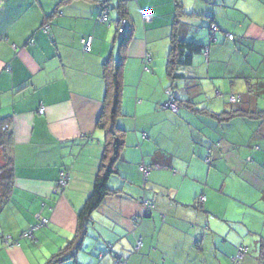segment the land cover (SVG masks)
Masks as SVG:
<instances>
[{
  "label": "crops",
  "instance_id": "obj_1",
  "mask_svg": "<svg viewBox=\"0 0 264 264\" xmlns=\"http://www.w3.org/2000/svg\"><path fill=\"white\" fill-rule=\"evenodd\" d=\"M1 1L0 118L11 119L13 180L8 198H0V264H44L75 235L93 188L105 136L97 127L102 63L118 56L119 14L116 0L108 22L97 19L103 0ZM178 1L175 34L209 46L208 61L195 54L191 66L179 67L184 76L170 81L176 0H125L132 31L116 121L124 147L108 179L115 192L91 214L81 249L57 264H111L112 254L126 264H228L243 236L255 234L231 211L251 206V217L264 222V117L213 115L264 109V0ZM144 9L152 12L148 22ZM211 22L220 29L212 45ZM88 34L83 52L80 38ZM168 91L188 106L161 108ZM238 93L241 102L231 105ZM61 171L67 182L59 189ZM199 195L205 200L197 207ZM142 198L155 203L149 216ZM261 239L263 229L254 240L256 264H263Z\"/></svg>",
  "mask_w": 264,
  "mask_h": 264
},
{
  "label": "trees",
  "instance_id": "obj_2",
  "mask_svg": "<svg viewBox=\"0 0 264 264\" xmlns=\"http://www.w3.org/2000/svg\"><path fill=\"white\" fill-rule=\"evenodd\" d=\"M68 1V0H62ZM110 0H103L100 2V13L98 14V20L101 22H105L101 20V16L104 10H107V14L110 9ZM116 8L119 16L116 18H123L126 21L125 29L121 35V37L117 38L116 33L114 34V38L118 41L119 53L116 59L110 54L103 60L102 70H103V78L105 83V95L102 100V109L97 119V127L104 131V139H103V153L101 156L99 168L97 174L95 176V180L93 183V188L90 194L87 196L84 205L81 211L78 214L77 221V229L75 235L71 240L65 245L59 252L50 257L44 264H57L59 262L64 261L68 256H72L73 253L81 249V244L87 235V227L90 222L91 214L96 208L100 205L103 198L113 192L108 187V179L115 169V161L122 151L124 147V138H125V130L117 125V119L123 116L121 112V100H122V66L123 61L126 58L125 48L130 40L132 26L129 23V19L127 17L126 8H125V0H116ZM183 13V9L178 0L175 3V16L172 24L171 36H170V49L166 59V75L168 76L170 81L176 80L177 78H182L184 76L183 73L178 72L179 67L187 68L191 66L193 56L195 54H203L205 61H208V51L209 46L203 45L197 42H187L180 40L178 36L175 34V25L177 24L178 17ZM108 22V17L107 21ZM115 22V21H114ZM44 29V27L42 28ZM115 29V26H114ZM220 32L219 27L211 22L209 25V34L211 44L217 43L216 34ZM89 36L85 35L82 38ZM92 36V35H90ZM224 36L228 40H233L234 35L231 33H224ZM80 38V40L82 39ZM93 39V36H92ZM92 43V42H91ZM91 46V45H90ZM82 49V47H81ZM89 51V50H88ZM86 51V52H88ZM84 52V51H83ZM252 85V84H251ZM250 87V86H249ZM172 98L175 104L177 105V110L182 106H188V104H184L181 100L179 101L171 91L167 93V99L161 104V108L167 109L171 111L169 108L163 107V104ZM234 98V100H232ZM242 100L241 94H231L229 96V103L231 105H236L240 103ZM190 107V106H189ZM172 112V111H171ZM222 120H229L233 117H249V118H262L264 117V109L255 113H250L243 108H233L229 112H222L218 114H213ZM218 119V120H219ZM10 116H5L0 118V198L6 199L11 193L12 190V180H13V159H12V137L10 131ZM218 146H221V141L217 143ZM210 156H207L206 162L210 161ZM142 165V164H141ZM147 201V205L144 201ZM205 200L204 195H199L195 200V206L200 207V204ZM141 204L143 209L147 210V214L149 215L155 209V203L151 200H147L142 198ZM149 207L151 208H148ZM39 224L33 225L30 232H27V236L29 237L32 233L33 229H37ZM29 233V234H28ZM238 245L237 247H239ZM236 247V248H237ZM259 249L261 250L260 259L264 260V239H261L259 243ZM236 251V250H235ZM110 252V251H109ZM103 254V253H101ZM235 254V253H234ZM247 254V250H246ZM66 255V256H65ZM120 262L126 264V261L116 255ZM112 261L111 264H114V254L111 255ZM246 258V256H245ZM233 263V262H232ZM264 264V261H262Z\"/></svg>",
  "mask_w": 264,
  "mask_h": 264
},
{
  "label": "built area",
  "instance_id": "obj_3",
  "mask_svg": "<svg viewBox=\"0 0 264 264\" xmlns=\"http://www.w3.org/2000/svg\"><path fill=\"white\" fill-rule=\"evenodd\" d=\"M1 5H2V1L0 0V7H1ZM102 14L103 15L101 16V20L106 22L107 21V10H104V12ZM141 14H142L144 21H146V22H148L152 19V12L150 9L142 10ZM114 26H115V33H116L117 38L121 37V35L125 29V26H126V21L123 18H118L115 20ZM91 42H92V36H90V35L86 36L80 40L81 47H82V50L84 52L89 50ZM144 61L146 63L148 61V57H146ZM232 100H234V98H232ZM163 107L169 108L172 112H176V110H177V105L175 104V102L173 101L172 98H169V100L163 104ZM38 112L40 114H42L43 113V107H40ZM139 170L144 175H146L147 168H145V166L140 165ZM66 182H67V176H66L64 171H61L60 177H59L58 182H57V187L59 189L63 188L65 186ZM144 202L146 205L148 204L146 200ZM148 208H151V207H149V205H148ZM145 209H144V212H145V214H147V210H145ZM42 222L45 223L46 220L42 219ZM140 244H141V242L138 241L137 245L140 246ZM245 254H246V249L243 246H239L237 248L236 254L231 258L233 264H240L242 262V260L244 259ZM113 260H114V264H124L123 262H120V260L117 258L116 255H114Z\"/></svg>",
  "mask_w": 264,
  "mask_h": 264
},
{
  "label": "rangeland",
  "instance_id": "obj_4",
  "mask_svg": "<svg viewBox=\"0 0 264 264\" xmlns=\"http://www.w3.org/2000/svg\"><path fill=\"white\" fill-rule=\"evenodd\" d=\"M146 168V167H145ZM66 185V184H65ZM251 211H253L252 209H251V206H249L248 207V210L246 211V212H244L243 214L241 213V212H236V210H232L231 211V215H233V216H237V217H241V215H243L244 216V218H245V221H247V223L253 228V229H255V234H253V235H248L247 237H246V235L245 236H243V237H245L246 238V241L244 242V246L246 247H248L247 248V254H246V262L248 263V264H256L255 263V261H254V258L252 257V253L254 254V250H255V248H253V245H254V240H255V238H256V235L259 233V231L260 230H262L263 229V231H264V222H262V219H260L259 217L258 218H252L251 217V215H250V212ZM263 219H264V216L262 217ZM234 221V220H233ZM232 223V222H231ZM232 224H234V222L232 223ZM234 225H236V227H238L239 225L238 224H234ZM138 246V245H137ZM139 247V246H138ZM234 255V254H233ZM232 255V256H233ZM232 256H230V258H229V263L228 264H233L232 263V260H231V257ZM229 257V256H228ZM261 261H264V260H261ZM245 262V261H244ZM244 262L242 263V264H244Z\"/></svg>",
  "mask_w": 264,
  "mask_h": 264
},
{
  "label": "clouds",
  "instance_id": "obj_5",
  "mask_svg": "<svg viewBox=\"0 0 264 264\" xmlns=\"http://www.w3.org/2000/svg\"><path fill=\"white\" fill-rule=\"evenodd\" d=\"M107 17H108V14H107ZM58 179H59V178H58ZM57 182H58V180H57ZM240 246H243V247L247 250V247H245L244 245H240ZM237 248H238V247H237ZM237 248H236V251H237ZM236 251H235V254H236ZM235 254H234V255H235ZM114 255H117V254H114ZM234 255H233V256H234ZM233 256H232V257H233ZM245 256H246V254H245ZM245 256H244V259L242 260V262H241L240 264H242V263L244 262V260H245ZM232 257H231V258H232Z\"/></svg>",
  "mask_w": 264,
  "mask_h": 264
},
{
  "label": "water",
  "instance_id": "obj_6",
  "mask_svg": "<svg viewBox=\"0 0 264 264\" xmlns=\"http://www.w3.org/2000/svg\"><path fill=\"white\" fill-rule=\"evenodd\" d=\"M145 216H149V215H145Z\"/></svg>",
  "mask_w": 264,
  "mask_h": 264
}]
</instances>
